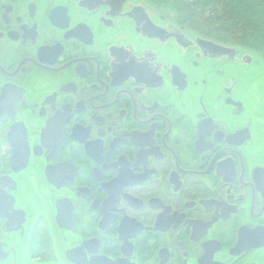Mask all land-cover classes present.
Segmentation results:
<instances>
[{"label":"flooded vegetation","instance_id":"obj_1","mask_svg":"<svg viewBox=\"0 0 264 264\" xmlns=\"http://www.w3.org/2000/svg\"><path fill=\"white\" fill-rule=\"evenodd\" d=\"M139 0H0V264H264V51Z\"/></svg>","mask_w":264,"mask_h":264},{"label":"trees","instance_id":"obj_2","mask_svg":"<svg viewBox=\"0 0 264 264\" xmlns=\"http://www.w3.org/2000/svg\"><path fill=\"white\" fill-rule=\"evenodd\" d=\"M148 4L169 2L176 5L180 24L190 26L200 36L214 41L230 43L236 41L240 46L253 48L252 45L264 51V0H203L201 8L221 4L224 23L215 25L214 30H207L202 23L196 22L193 14L194 7L184 0H143ZM220 12V10L218 11ZM218 22L222 19V14ZM217 19H214L215 22ZM201 25V26H200ZM236 31V32H235ZM237 40H229L228 36H237Z\"/></svg>","mask_w":264,"mask_h":264},{"label":"rangeland","instance_id":"obj_3","mask_svg":"<svg viewBox=\"0 0 264 264\" xmlns=\"http://www.w3.org/2000/svg\"><path fill=\"white\" fill-rule=\"evenodd\" d=\"M139 1H143V0H139ZM186 3H189V4H192L193 7H194V10H193V14L192 16L194 15V18L196 22H199V23H202V26L204 28H206L207 30H214L216 29L217 27L215 25L218 26V24H223L224 23V18L225 16H223V9L222 7L219 5V4H216V5H213V6H210V7H204V8H201L200 6L202 5L203 3V0H184ZM144 2V1H143ZM153 5H157V7H159L162 12L164 14H166L167 16H173V15H176L177 19H178V10L177 8H175L176 5H173L169 2H163V3H155ZM220 10V12H218ZM222 14V19L221 21L218 22V15L220 16ZM214 19H217L215 22ZM201 26V25H200ZM190 27V26H188ZM192 30L193 28L190 27ZM214 28V29H213ZM236 32V31H235ZM196 34V33H195ZM241 37V35H238L237 36H228L229 40H237L236 38H239ZM229 44H237L239 45L236 41H230ZM253 48H245L243 46H241V48L243 49V51H247V52H250L251 54H253L255 57H259L258 54L262 53L261 52V49L257 48L256 46L252 45Z\"/></svg>","mask_w":264,"mask_h":264}]
</instances>
